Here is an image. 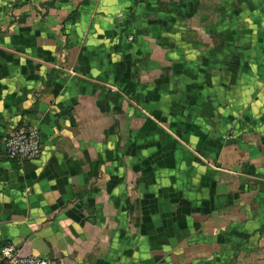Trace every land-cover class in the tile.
Wrapping results in <instances>:
<instances>
[{"label": "crops", "instance_id": "obj_1", "mask_svg": "<svg viewBox=\"0 0 264 264\" xmlns=\"http://www.w3.org/2000/svg\"><path fill=\"white\" fill-rule=\"evenodd\" d=\"M21 124L36 159L6 155ZM5 243L264 264V0H0Z\"/></svg>", "mask_w": 264, "mask_h": 264}, {"label": "built area", "instance_id": "obj_2", "mask_svg": "<svg viewBox=\"0 0 264 264\" xmlns=\"http://www.w3.org/2000/svg\"><path fill=\"white\" fill-rule=\"evenodd\" d=\"M6 155L14 160L36 159L42 152L39 130L26 124L19 125L4 142ZM0 264H58L50 258L37 254H26L12 243L0 245Z\"/></svg>", "mask_w": 264, "mask_h": 264}]
</instances>
